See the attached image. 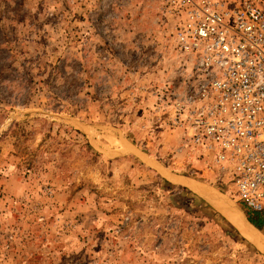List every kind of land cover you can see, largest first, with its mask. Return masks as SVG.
Segmentation results:
<instances>
[{"label": "rangeland", "instance_id": "374dc122", "mask_svg": "<svg viewBox=\"0 0 264 264\" xmlns=\"http://www.w3.org/2000/svg\"><path fill=\"white\" fill-rule=\"evenodd\" d=\"M162 6L0 0V264H264L223 212L122 142L251 212L173 122L187 73Z\"/></svg>", "mask_w": 264, "mask_h": 264}, {"label": "built area", "instance_id": "2783aa9c", "mask_svg": "<svg viewBox=\"0 0 264 264\" xmlns=\"http://www.w3.org/2000/svg\"><path fill=\"white\" fill-rule=\"evenodd\" d=\"M161 2L187 73L173 122L220 190L264 215V0Z\"/></svg>", "mask_w": 264, "mask_h": 264}, {"label": "water", "instance_id": "95a60500", "mask_svg": "<svg viewBox=\"0 0 264 264\" xmlns=\"http://www.w3.org/2000/svg\"><path fill=\"white\" fill-rule=\"evenodd\" d=\"M122 142L125 144V146L133 153H135L143 162L148 164L149 166H152L155 170H157L164 178L171 181L174 184L182 185L189 190H191L193 193L204 199L207 203L212 205L215 209L218 211H221L224 213L223 210H228L227 208H235L239 211V213L242 214L244 217V220L252 226L255 230H257L261 236L262 243L256 244V246L264 253V235L261 233L260 229L256 227L252 222L249 221L248 216L238 207H231V206H225L224 204L220 203L218 200H216L213 197H210L206 194V192L202 189V187L198 184H195L188 179L184 178L182 175H177L176 173L171 172L164 166H162L159 163L153 162L145 153L137 149L135 146L131 145L127 140L122 139ZM210 190V189H208ZM211 191V190H210ZM213 193V191H211ZM218 192V191H217ZM220 193V192H219ZM224 215H226L224 213ZM227 217V216H226Z\"/></svg>", "mask_w": 264, "mask_h": 264}, {"label": "bare ground", "instance_id": "6f19581e", "mask_svg": "<svg viewBox=\"0 0 264 264\" xmlns=\"http://www.w3.org/2000/svg\"><path fill=\"white\" fill-rule=\"evenodd\" d=\"M108 138H109L110 143L116 142V140L113 137L108 136ZM201 187L206 192V194L208 196L215 198L216 200H218L220 203L224 204L225 206L234 207L232 204H229L228 201H226L222 198H219L218 195L215 194L214 192L212 193L210 190H208L204 186H201ZM227 209L228 210H223L224 213L226 214V216L230 220V222L232 224H234L235 227H237V229L243 234V236H245L246 238H248L250 241H252L255 244L262 243V240H261L262 238H261L259 232L257 230H255L254 228H252V226L249 225L244 220V217L242 216L241 213H239V211L237 209H235V208H227Z\"/></svg>", "mask_w": 264, "mask_h": 264}, {"label": "trees", "instance_id": "16d2710c", "mask_svg": "<svg viewBox=\"0 0 264 264\" xmlns=\"http://www.w3.org/2000/svg\"><path fill=\"white\" fill-rule=\"evenodd\" d=\"M248 219H249L250 222H252L259 229L264 224V217H263V215L260 214V213H257V212H250L248 214Z\"/></svg>", "mask_w": 264, "mask_h": 264}]
</instances>
